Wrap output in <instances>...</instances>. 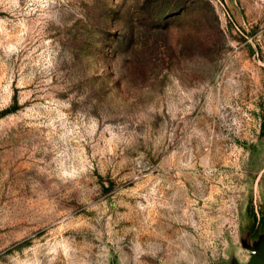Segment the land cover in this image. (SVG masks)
Returning <instances> with one entry per match:
<instances>
[{
	"label": "rangeland",
	"instance_id": "374dc122",
	"mask_svg": "<svg viewBox=\"0 0 264 264\" xmlns=\"http://www.w3.org/2000/svg\"><path fill=\"white\" fill-rule=\"evenodd\" d=\"M263 117L264 0H0V264L247 263Z\"/></svg>",
	"mask_w": 264,
	"mask_h": 264
},
{
	"label": "water",
	"instance_id": "95a60500",
	"mask_svg": "<svg viewBox=\"0 0 264 264\" xmlns=\"http://www.w3.org/2000/svg\"><path fill=\"white\" fill-rule=\"evenodd\" d=\"M249 248L251 249V257L245 264H264V248L257 249L254 246Z\"/></svg>",
	"mask_w": 264,
	"mask_h": 264
},
{
	"label": "trees",
	"instance_id": "16d2710c",
	"mask_svg": "<svg viewBox=\"0 0 264 264\" xmlns=\"http://www.w3.org/2000/svg\"><path fill=\"white\" fill-rule=\"evenodd\" d=\"M261 135L264 136V117H263V121H262V124H261ZM263 218H264V215H263ZM257 226H261V228L264 229V224L261 223V220L258 222Z\"/></svg>",
	"mask_w": 264,
	"mask_h": 264
},
{
	"label": "flooded vegetation",
	"instance_id": "af4514ba",
	"mask_svg": "<svg viewBox=\"0 0 264 264\" xmlns=\"http://www.w3.org/2000/svg\"><path fill=\"white\" fill-rule=\"evenodd\" d=\"M260 229L262 230L261 226H256L255 231H254L253 234L251 235V236H252V239H253L254 237H256L255 234L258 233V231H260Z\"/></svg>",
	"mask_w": 264,
	"mask_h": 264
}]
</instances>
